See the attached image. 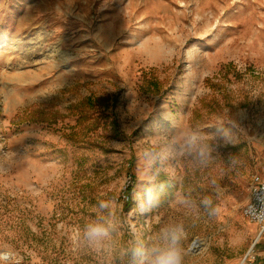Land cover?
Wrapping results in <instances>:
<instances>
[{
  "label": "rangeland",
  "instance_id": "374dc122",
  "mask_svg": "<svg viewBox=\"0 0 264 264\" xmlns=\"http://www.w3.org/2000/svg\"><path fill=\"white\" fill-rule=\"evenodd\" d=\"M89 96L109 120L79 122ZM257 173L264 0H0V264H139L175 226L183 264L252 260Z\"/></svg>",
  "mask_w": 264,
  "mask_h": 264
},
{
  "label": "clouds",
  "instance_id": "9594fccd",
  "mask_svg": "<svg viewBox=\"0 0 264 264\" xmlns=\"http://www.w3.org/2000/svg\"><path fill=\"white\" fill-rule=\"evenodd\" d=\"M198 135L196 133L187 134L185 137V147L195 149L198 144ZM101 208H106V204H101ZM154 206V200L151 194L146 196L145 204L141 207ZM219 211V209H216ZM112 226L98 220L86 226L84 238L89 244L96 247H103L110 237ZM183 236V228L175 226L165 228L161 232V244L151 249H137L134 256L138 258L139 264H183L184 253L179 247V241Z\"/></svg>",
  "mask_w": 264,
  "mask_h": 264
},
{
  "label": "built area",
  "instance_id": "2783aa9c",
  "mask_svg": "<svg viewBox=\"0 0 264 264\" xmlns=\"http://www.w3.org/2000/svg\"><path fill=\"white\" fill-rule=\"evenodd\" d=\"M244 214L249 218V220L259 227L260 237L264 233V174H254L250 182V194L248 202L244 207ZM254 252V248H251L245 260H251L250 255ZM253 256L252 258H254Z\"/></svg>",
  "mask_w": 264,
  "mask_h": 264
},
{
  "label": "trees",
  "instance_id": "16d2710c",
  "mask_svg": "<svg viewBox=\"0 0 264 264\" xmlns=\"http://www.w3.org/2000/svg\"><path fill=\"white\" fill-rule=\"evenodd\" d=\"M211 84L212 80L207 78L206 80ZM108 98H102V97H93L89 96L86 99H84L77 108V112L79 113V122H83L86 120H93V123H96V125H99L102 120L105 121L110 119V114L107 112L109 106L108 104ZM36 115V112H31L30 109H27L23 113V117L19 121L24 120H31V118L34 119V116ZM108 123V122H107Z\"/></svg>",
  "mask_w": 264,
  "mask_h": 264
},
{
  "label": "crops",
  "instance_id": "0c3cea01",
  "mask_svg": "<svg viewBox=\"0 0 264 264\" xmlns=\"http://www.w3.org/2000/svg\"><path fill=\"white\" fill-rule=\"evenodd\" d=\"M258 234H259V229H258ZM258 238L260 239V243L263 245L264 247V233ZM243 259V258H242ZM240 260L239 263H236V261H231L228 262L227 264H243L244 263V259ZM248 264H264V248H262L261 250L258 251V254L248 263Z\"/></svg>",
  "mask_w": 264,
  "mask_h": 264
},
{
  "label": "bare ground",
  "instance_id": "6f19581e",
  "mask_svg": "<svg viewBox=\"0 0 264 264\" xmlns=\"http://www.w3.org/2000/svg\"><path fill=\"white\" fill-rule=\"evenodd\" d=\"M205 247L206 245L201 239H196L192 245V249L194 252L202 251L205 249ZM0 256L2 257L3 260H9L12 258L11 252L6 251L5 249L0 250Z\"/></svg>",
  "mask_w": 264,
  "mask_h": 264
}]
</instances>
